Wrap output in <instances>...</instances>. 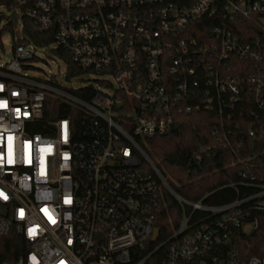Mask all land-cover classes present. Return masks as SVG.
Wrapping results in <instances>:
<instances>
[{
	"label": "built area",
	"instance_id": "obj_1",
	"mask_svg": "<svg viewBox=\"0 0 264 264\" xmlns=\"http://www.w3.org/2000/svg\"><path fill=\"white\" fill-rule=\"evenodd\" d=\"M0 7L13 38L12 57L0 62V238L14 233L26 243L0 264H264L257 256L242 262L234 238L240 225L257 227L251 212L264 214L262 177L244 172L240 185L219 188H257L243 198L208 203L210 191L189 200L141 144L192 112L212 115L211 136L236 159L248 138L264 133V0H0ZM24 19L52 32V44L30 40ZM37 50L64 61L67 81L103 78L69 89L54 73L31 75L42 60ZM58 50L81 73L69 75ZM49 98L80 109L79 129L68 117L49 119ZM201 156L193 152L189 164ZM252 157L245 166L264 169V147ZM164 191L177 223L161 236Z\"/></svg>",
	"mask_w": 264,
	"mask_h": 264
},
{
	"label": "trees",
	"instance_id": "obj_2",
	"mask_svg": "<svg viewBox=\"0 0 264 264\" xmlns=\"http://www.w3.org/2000/svg\"><path fill=\"white\" fill-rule=\"evenodd\" d=\"M24 22V34L30 40L42 46L52 44V32L40 31L31 20L24 19ZM58 54L66 60L69 75L81 73V70L68 59L67 54L59 50ZM47 104L50 106L49 119L68 117L75 128L79 129L80 109L78 107L55 98H49ZM211 117L209 113L192 112L190 115L180 117L172 132L157 138L144 139L141 144L156 168L164 174L168 185L180 195L189 200H195L214 191L206 201L223 204L235 199L237 195L243 198L257 191L255 187L245 186H238V192L229 187L219 189L221 186L231 184L240 185L244 172L249 176L255 175L256 182H260L261 177L264 182V169H249L244 163L254 153H260V149L264 147V133L260 132L257 137L247 139L246 146L242 148L243 151L238 156L242 162H238V158L236 159V156L229 152L228 147L211 136L212 130L216 127ZM236 135L243 136L245 132L242 130ZM245 149L247 153H243ZM193 152H199L202 156L189 164V157ZM170 159L176 160L175 164H171ZM259 159L257 156L255 159L257 163ZM233 161L234 164H232ZM158 206V217L155 223L163 236L176 225L177 216L174 215L175 205L165 191L159 197ZM253 218L258 221L256 228L246 231L243 225H240L234 235L236 247L244 263L253 256L264 260V214L251 212L249 220ZM25 251L26 243L21 236L11 233L0 238V261L16 260Z\"/></svg>",
	"mask_w": 264,
	"mask_h": 264
},
{
	"label": "rangeland",
	"instance_id": "obj_3",
	"mask_svg": "<svg viewBox=\"0 0 264 264\" xmlns=\"http://www.w3.org/2000/svg\"><path fill=\"white\" fill-rule=\"evenodd\" d=\"M5 7H0V12H4ZM6 17L0 20V62L6 61L12 57L11 51L13 47L12 33L8 27L5 26ZM52 47V46H51ZM42 60L37 59L34 61L35 69L29 70L31 75L46 78L53 73L57 80L66 88H80L87 84H92L94 87L98 86L99 81L103 77L95 73L81 74L71 78L69 81L65 79V63L58 57L46 54L42 50H37ZM33 62V61H32ZM106 78V77H105Z\"/></svg>",
	"mask_w": 264,
	"mask_h": 264
},
{
	"label": "water",
	"instance_id": "obj_4",
	"mask_svg": "<svg viewBox=\"0 0 264 264\" xmlns=\"http://www.w3.org/2000/svg\"><path fill=\"white\" fill-rule=\"evenodd\" d=\"M14 16H15V14H12V16H11L12 19L14 18ZM169 162H170L171 164H175L176 160H174V159H170ZM157 233H158V231L156 230V231L154 232V237H153V238L156 237Z\"/></svg>",
	"mask_w": 264,
	"mask_h": 264
},
{
	"label": "snow or ice",
	"instance_id": "obj_5",
	"mask_svg": "<svg viewBox=\"0 0 264 264\" xmlns=\"http://www.w3.org/2000/svg\"><path fill=\"white\" fill-rule=\"evenodd\" d=\"M30 231H32V230H30Z\"/></svg>",
	"mask_w": 264,
	"mask_h": 264
}]
</instances>
